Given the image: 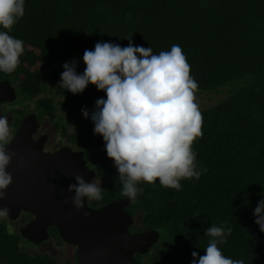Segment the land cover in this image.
I'll return each mask as SVG.
<instances>
[{"label":"trees","instance_id":"1","mask_svg":"<svg viewBox=\"0 0 264 264\" xmlns=\"http://www.w3.org/2000/svg\"><path fill=\"white\" fill-rule=\"evenodd\" d=\"M24 8L10 33L24 41V55L15 71L0 72V82L15 87V103L35 101L37 118L49 121L66 144L96 165L103 198L87 200L93 209L127 197L102 138L81 112L91 113L104 93L92 85L77 95L66 91L59 85L64 63L75 60L82 73L84 51L101 41L126 47L131 38L153 54L178 45L198 83L196 94L224 95L201 110L202 136L192 146L198 169H206L200 178L181 180L180 191L159 181L138 185L142 194L127 208L134 219L130 231L156 230L160 240L135 258L191 264L193 251L204 255L210 239L205 230L224 224L231 234L219 245L222 253L244 264H264V233L253 216L264 198V0H25ZM6 105L3 114L14 133L25 112L12 117ZM60 117H78L80 123L68 133ZM4 219L0 264H58L50 255L23 251L20 234L9 233ZM49 234L63 243L56 228Z\"/></svg>","mask_w":264,"mask_h":264},{"label":"clouds","instance_id":"2","mask_svg":"<svg viewBox=\"0 0 264 264\" xmlns=\"http://www.w3.org/2000/svg\"><path fill=\"white\" fill-rule=\"evenodd\" d=\"M25 0H0V72L11 73L20 64L25 45L10 35L23 18ZM126 47L98 42L82 57L84 70L77 72L75 60L64 63L59 85L73 95L92 85L105 98L97 99L94 110L82 109V116L94 125L93 134L104 142L108 159L118 173L121 194L135 200L142 194L143 182L181 190V180H198L193 144L202 136L203 117L196 102L198 83L191 75V66L178 45L153 54L150 47L134 46L131 38ZM9 125L0 116V200L11 183L6 171L14 153L6 151ZM68 186L74 193L72 204L80 210L85 200H101V187L76 176ZM9 213L0 208V218ZM254 223L264 233V198L253 212ZM231 228L211 225L205 230L210 237L204 255L191 253V264H244L243 260L226 257L219 245L226 242Z\"/></svg>","mask_w":264,"mask_h":264},{"label":"water","instance_id":"3","mask_svg":"<svg viewBox=\"0 0 264 264\" xmlns=\"http://www.w3.org/2000/svg\"><path fill=\"white\" fill-rule=\"evenodd\" d=\"M16 100L15 87L8 80L1 81L0 116H4L2 106ZM39 129L36 114L30 113L6 145V151L14 155L6 169L11 183L0 200V208L9 210L5 218L16 221L28 213L32 218L19 234L37 246L51 238L50 228H56L63 243L75 248L76 264H145L135 256L147 255L159 242V232H130L134 219L126 210L132 203L128 198L99 209H92L86 199L84 207L77 210L68 186L75 183L76 176L90 182L96 174L88 168L82 151L64 146L47 152L48 136L34 139Z\"/></svg>","mask_w":264,"mask_h":264},{"label":"rangeland","instance_id":"4","mask_svg":"<svg viewBox=\"0 0 264 264\" xmlns=\"http://www.w3.org/2000/svg\"><path fill=\"white\" fill-rule=\"evenodd\" d=\"M83 65V70H84V64ZM210 95V96H209ZM224 95L221 96H215V93H205V94H196V102L199 105L200 111L205 109V108H210L215 106L219 101L220 98H222ZM62 100V98H57L56 102L59 103ZM18 102V99H17ZM8 106V109H10V116H14L16 114L15 111L24 109L25 115H28L30 113H34L35 111V101L31 102H19V103H13L6 105ZM35 114V113H34ZM23 119V118H22ZM13 120V119H12ZM58 121H61L63 124H66L68 126V133L72 132L73 126L77 123H80V120L78 117L69 119L67 117H60ZM13 128L12 126H9V135L13 134L12 132ZM44 134L49 135L51 137L45 145L46 150H54L55 148H61L63 146H68L71 147L73 150H77L76 146H71L70 144H66L65 141L61 138L59 133L55 130L52 124H50L49 121L44 120L43 121V129ZM96 165L93 164L91 165L92 168H94ZM21 217L17 221H11L7 218H5V223L7 226V230L11 234H19V230L21 227L24 226L25 224V218ZM20 248L29 253V254H35V253H40V254H47L52 256L58 264H66L67 261H71L72 263L75 264V259H74V252L75 249L74 247H71L67 244L60 243L59 240H55L53 237H51L47 242L41 244V245H33L32 243L24 240L21 238L20 241Z\"/></svg>","mask_w":264,"mask_h":264},{"label":"flooded vegetation","instance_id":"5","mask_svg":"<svg viewBox=\"0 0 264 264\" xmlns=\"http://www.w3.org/2000/svg\"><path fill=\"white\" fill-rule=\"evenodd\" d=\"M24 116H26V115H24ZM39 120V119H38ZM39 122H40V129H39V131H38V133L34 136V139H38L41 135H46V134H44V131H42V129H43V122L42 121H40L39 120ZM13 135H14V133H13ZM12 135V136H13ZM48 137H49V141H50V139H51V137L49 136V135H47ZM11 138L12 137H10V139H9V141L11 140ZM64 147V146H63ZM71 148V147H70ZM59 148H55L54 150H46V148H45V150L47 151V152H53V151H56V150H58ZM72 149V148H71ZM76 151H79V150H76ZM84 153V152H83ZM84 158H85V160H86V164H87V166H88V168L90 169V170H93L94 172H95V174H96V176H95V178L92 180V182H97V179H98V177H99V172L95 169V168H92L91 167V162H89L87 159H86V156H85V153H84ZM101 208V207H100ZM93 209V208H92ZM99 209V208H98ZM127 210V209H126ZM23 216L22 217H24L26 220H25V224L27 223V222H29L30 220H31V216L28 214V213H25V214H22ZM17 221V220H16ZM24 224V225H25ZM131 232V231H130ZM135 233V232H134ZM65 244V243H64ZM70 246V245H69ZM72 247V246H71ZM75 249V248H74ZM74 259H75V252H74Z\"/></svg>","mask_w":264,"mask_h":264}]
</instances>
